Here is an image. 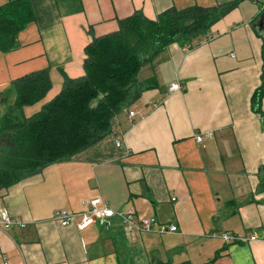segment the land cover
<instances>
[{
    "label": "crops",
    "instance_id": "obj_1",
    "mask_svg": "<svg viewBox=\"0 0 264 264\" xmlns=\"http://www.w3.org/2000/svg\"><path fill=\"white\" fill-rule=\"evenodd\" d=\"M30 1L35 18L18 48L0 53V119L15 100V80L48 70L49 93L59 94L64 75L85 74L93 36L115 33L119 20L234 0ZM263 12L264 0H242L211 28L213 40L170 45L143 67L138 80L155 76L158 85L126 107L133 118L122 109L106 138L3 190L0 209L25 227L0 229V264H264V100L263 114L252 109L264 70L256 27ZM174 83L182 90L170 91ZM100 197L114 211L175 223L179 233L128 234L117 218L83 231L80 217L66 227L56 221L57 211L80 214ZM222 231L256 240L211 237Z\"/></svg>",
    "mask_w": 264,
    "mask_h": 264
},
{
    "label": "trees",
    "instance_id": "obj_2",
    "mask_svg": "<svg viewBox=\"0 0 264 264\" xmlns=\"http://www.w3.org/2000/svg\"><path fill=\"white\" fill-rule=\"evenodd\" d=\"M241 1L211 8H172L156 20L138 11L119 20L118 31L93 36L85 48V74L79 78L64 75L60 93L33 116L26 117L24 109L44 100L52 89L49 71L15 80L11 88L15 100L0 119V138H8L11 143L0 150V193L106 138L113 118L145 90L157 87L155 76L146 84L138 80L143 67L174 43L191 44L206 38ZM34 18L30 0H12L0 7V53L18 48V35ZM261 36L264 39V32ZM263 100L264 70L261 85L252 96L254 112L263 114ZM259 178L263 191L264 166Z\"/></svg>",
    "mask_w": 264,
    "mask_h": 264
},
{
    "label": "built area",
    "instance_id": "obj_3",
    "mask_svg": "<svg viewBox=\"0 0 264 264\" xmlns=\"http://www.w3.org/2000/svg\"><path fill=\"white\" fill-rule=\"evenodd\" d=\"M214 38L215 35L208 34L204 42H208ZM180 90H182L180 83H174L170 86V91L172 92ZM123 111L130 118L136 115L134 111H129L127 108H124ZM195 139L197 143L203 142L202 135H196ZM117 146H121V143L118 142ZM77 217L81 218L80 223L76 225L80 231L87 229L97 222H106L110 219L117 218L124 224L128 234L157 233L166 235L179 233V228L175 223L162 224L156 217L140 219L137 217L136 211L133 208L126 212L114 211L102 197L87 203V209L80 214L70 213L66 210H59L55 213L56 221L64 227L74 224ZM14 226L25 227V224L15 220L7 209H0V229L9 230ZM211 237L220 238L226 244H245L256 240L255 236L233 234L225 231L214 233Z\"/></svg>",
    "mask_w": 264,
    "mask_h": 264
},
{
    "label": "rangeland",
    "instance_id": "obj_4",
    "mask_svg": "<svg viewBox=\"0 0 264 264\" xmlns=\"http://www.w3.org/2000/svg\"><path fill=\"white\" fill-rule=\"evenodd\" d=\"M140 79H144L145 78V72L142 71L140 73ZM55 90V88H54ZM56 91V90H55ZM57 94V93H56ZM54 94L53 92L49 93L45 98H44V102L43 104H45L46 102H49L50 100H52V98L56 95ZM43 104H35L34 106H31V107H26L25 108V116L27 117H30V116H33L34 114L38 113L41 108H42V105ZM41 105V106H40ZM39 107V108H38ZM10 141L8 138H5V137H2L0 138V150L4 149V148H7L10 146Z\"/></svg>",
    "mask_w": 264,
    "mask_h": 264
},
{
    "label": "water",
    "instance_id": "obj_5",
    "mask_svg": "<svg viewBox=\"0 0 264 264\" xmlns=\"http://www.w3.org/2000/svg\"><path fill=\"white\" fill-rule=\"evenodd\" d=\"M256 27L259 31L264 32V12L262 13L258 22L256 23Z\"/></svg>",
    "mask_w": 264,
    "mask_h": 264
}]
</instances>
